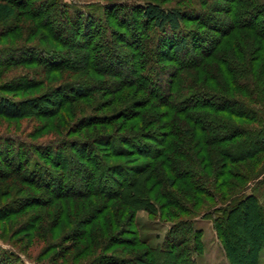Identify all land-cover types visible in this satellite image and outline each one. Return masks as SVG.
Returning a JSON list of instances; mask_svg holds the SVG:
<instances>
[{
	"label": "trees",
	"instance_id": "16d2710c",
	"mask_svg": "<svg viewBox=\"0 0 264 264\" xmlns=\"http://www.w3.org/2000/svg\"><path fill=\"white\" fill-rule=\"evenodd\" d=\"M120 1L83 13L64 0H0L1 117L54 118L112 96L56 139L0 133V222L21 219L12 234L42 243L49 264H197L200 217L228 264H260L264 0ZM141 210L169 224L161 242L141 238ZM127 223L132 241L118 237ZM16 251L0 264L19 262Z\"/></svg>",
	"mask_w": 264,
	"mask_h": 264
},
{
	"label": "rangeland",
	"instance_id": "374dc122",
	"mask_svg": "<svg viewBox=\"0 0 264 264\" xmlns=\"http://www.w3.org/2000/svg\"><path fill=\"white\" fill-rule=\"evenodd\" d=\"M87 1V2H86ZM107 0H64L65 3L69 5V7L78 8L83 13L88 11V8H85L86 5L92 3L93 9L96 12H99L102 5ZM155 1V0H154ZM160 5L163 7H182V8H202L204 9H212L214 5H216L215 0H157ZM136 0H121L120 3H128L134 4ZM201 6V4H203ZM206 3V5H205ZM214 3V4H213ZM91 5V4H90ZM203 9V8H202ZM123 33L121 36V40H123ZM81 38H79V41ZM4 45V44H2ZM120 47H125L122 44ZM31 69V68H30ZM39 79V78H37ZM71 83L69 80L65 81ZM63 83V82H62ZM47 87V85L45 86ZM44 89L41 88V91ZM104 94L95 93L92 97V103H89V100L77 101L74 104H69L63 110L64 120H61V114L56 115L54 118H40L35 117L32 113H29L25 118L20 120H9L0 116V133H9L13 134L15 137L25 139L26 137H30L32 141L43 142L48 141L50 139H56L59 135H64L68 131H70L71 124L79 119L81 116L89 114L93 111L94 105L100 101L102 98H106V101L112 96H103ZM21 97V94L18 95ZM115 107V106H114ZM114 107L110 109H103L98 114L110 113ZM60 113V112H59ZM61 123V125H59ZM120 122H115L110 125H102L95 128H90L86 131L81 132L78 136H93L98 132L102 131H112L116 129ZM98 131V132H97ZM115 161V160H114ZM117 161V160H116ZM0 200L5 202L6 198L3 194L0 193ZM1 204V203H0ZM33 211V210H31ZM136 228L140 232V236L142 239H145L149 244L154 245L162 241L165 236L167 230L169 229V224L166 222H162L159 219L152 218L145 211H138L136 217ZM22 220L19 218L11 220L9 223L0 222V254L6 250L13 251L16 248V251L20 261L19 262H11V264H49L51 262L49 256H45L42 253V249L45 247L42 243L35 241L34 239L28 238L20 239L19 236H15L16 234H12V230L18 227L19 223ZM7 228H6V227ZM195 226L198 230L202 232V242H203V253L200 256L195 258L197 264H228L222 247L216 237L215 231L213 229L212 223L208 219L197 218L195 220ZM134 225L131 226L127 223L123 228V232L121 236H118L120 239L125 240H133V235L131 234L135 231ZM16 233V232H15ZM69 243H65L64 245H68ZM112 252L121 251L122 254L128 255L129 253H133L134 250L131 248H125V246H117V248H113L110 250ZM44 255V256H43ZM37 262V263H36ZM260 264H264V249L261 252L260 256Z\"/></svg>",
	"mask_w": 264,
	"mask_h": 264
}]
</instances>
